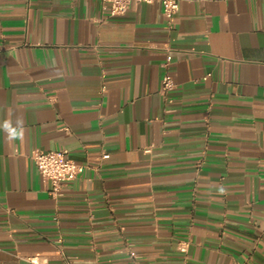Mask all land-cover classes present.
<instances>
[{"label": "crops", "instance_id": "crops-1", "mask_svg": "<svg viewBox=\"0 0 264 264\" xmlns=\"http://www.w3.org/2000/svg\"><path fill=\"white\" fill-rule=\"evenodd\" d=\"M178 4L0 0V264H264V0Z\"/></svg>", "mask_w": 264, "mask_h": 264}, {"label": "built area", "instance_id": "built-area-1", "mask_svg": "<svg viewBox=\"0 0 264 264\" xmlns=\"http://www.w3.org/2000/svg\"><path fill=\"white\" fill-rule=\"evenodd\" d=\"M106 8L110 16L123 15L131 5L139 3L158 2L161 12L169 22L177 13L179 4L178 0H97ZM174 87L172 79L164 74L161 78L160 92L166 94ZM149 148H146L148 151ZM33 160L41 179L48 185V192L52 196L61 193L66 182L75 179L83 170V165L74 162L66 156L64 150L41 151L35 149L30 155ZM188 242L183 241L179 244V251L185 252ZM31 264H37L36 258H29Z\"/></svg>", "mask_w": 264, "mask_h": 264}]
</instances>
